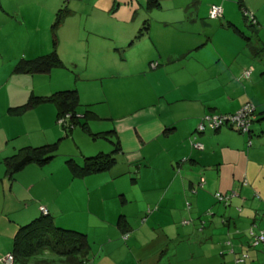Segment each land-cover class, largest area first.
<instances>
[{"label":"crops","instance_id":"0c3cea01","mask_svg":"<svg viewBox=\"0 0 264 264\" xmlns=\"http://www.w3.org/2000/svg\"><path fill=\"white\" fill-rule=\"evenodd\" d=\"M162 1L98 4L99 29L86 28L87 19L73 18L67 5L52 26L54 2L40 3L45 6L40 25L17 20V29L22 22L33 44L8 56L5 46L0 48V254L11 250L17 227L41 214L44 205L54 225L84 233V255L94 264H236L240 253H246L245 262L264 264V247L248 242L250 227L264 231V0L180 1L179 13L156 18L150 10L163 7ZM35 2L0 0V10L7 12V4L22 13L21 6L28 10ZM213 3L222 8L217 18L207 15ZM120 5L128 8L118 15ZM134 15L140 16L136 24ZM3 26L2 38L11 35ZM53 36L60 65L46 72L13 70L20 57L49 51ZM61 37L75 51H66ZM121 67L136 80L126 76V85H119ZM248 67L250 74L243 77ZM26 79L28 87L21 85ZM104 82L114 84L111 96ZM127 85H141L144 92L135 99L115 95ZM27 88L36 95L74 88L83 109L76 108L78 120L90 132L112 129L119 147L115 162L102 171L71 175L60 157L80 162L102 151V144L89 140L75 153L28 162L8 174L5 156L21 146L53 142L52 133L59 132L53 102L10 111L26 100ZM244 102L254 105L246 132L228 124L195 130L203 113H231ZM99 119L105 122L96 123ZM215 192L227 194V201ZM119 214L125 226L117 222ZM39 259L68 264L46 249L17 263Z\"/></svg>","mask_w":264,"mask_h":264},{"label":"trees","instance_id":"16d2710c","mask_svg":"<svg viewBox=\"0 0 264 264\" xmlns=\"http://www.w3.org/2000/svg\"><path fill=\"white\" fill-rule=\"evenodd\" d=\"M59 20L60 19L57 12L52 26L59 22ZM248 24L252 25L251 20ZM52 44V48L45 53L39 54L32 58L20 57L15 62L13 70L15 72L31 73L46 72L52 66L60 65L62 62L54 47V36L52 39ZM42 101H51L54 103L56 108V122L58 117L64 116V114L68 113V116L64 118L63 122H57L58 124H61L65 132L66 130L69 131V129H71V127L79 121V116L77 115L76 111L79 102L77 92L74 88L55 90L48 95H30L28 99H26L23 103L16 106H12L9 109L14 113H20L26 108L31 107L34 104H37L38 102ZM86 111L88 110H85L83 112L84 116L86 115ZM80 127L83 130L87 131L92 137H95V135H101L103 137L108 138V140L111 141L112 147L109 151H97L93 154L84 155L82 156L80 162H76L73 157H65L63 161L66 167L68 168L69 172L73 176H83L89 173L108 169L115 162V152L119 149L118 141H116L115 136L113 134L110 135L112 129L99 132H90L85 121H81ZM56 146V141L47 142L35 146H21L16 149L15 152L3 158L5 164V171L10 174L18 170L25 163L46 162L55 155ZM222 201L225 203L227 199L226 201ZM117 222L123 226L126 225V220L121 214L118 215ZM86 245L87 241L83 232L56 226L51 222V219L49 218L46 212H41V214H39L37 217L17 227L15 233L12 236L10 252L13 254V264H16L17 262H22L27 257L35 253L41 252L43 249L63 256L65 262H67L68 264H75L80 261L88 260V258L84 255L87 247ZM252 246H257L261 248L264 247V245L262 246L261 244H256ZM35 264H53V262L52 260L39 259L35 262Z\"/></svg>","mask_w":264,"mask_h":264},{"label":"rangeland","instance_id":"374dc122","mask_svg":"<svg viewBox=\"0 0 264 264\" xmlns=\"http://www.w3.org/2000/svg\"><path fill=\"white\" fill-rule=\"evenodd\" d=\"M32 1H37V2H35L36 5L33 4V5L28 6V10L26 8V5L21 6L20 10L22 11V13H19L18 10H12L13 8H11L10 5L7 6V4H5V6L8 7L7 12H3L0 10V23L4 24L2 30H5L6 32L11 34V35H7L4 38L0 37V48L2 50L1 45L5 46L4 51L6 53V56L13 55V52L17 51V50L21 51V50H29L30 49L31 44H33V40L31 39L28 41V39L26 38L27 33H26L25 27H24L22 22H20V26H21L20 30L21 31L17 29V25H16V24H18L17 20L26 21V22L29 20H31L33 22L36 21L40 25L41 24V16H42V13L44 12V9H45V6H44L45 4H47L49 6L50 2H54L52 4L53 9H56L58 7L54 11L53 21L57 15V12H58L59 19L60 18L62 19L63 14H65L66 5H67V7L73 11L72 14H74V16L71 15L73 18H78V19H84L85 18V19H87L85 21L86 28L91 27L93 29H99L100 23H98V19L96 18L97 15H100V13H99L100 7L98 6V4H107L110 0H32ZM180 1H182V2L187 1V3H188V2L193 1V0H163L162 3L164 6L159 7V8L153 7V9L150 10V14L154 17L156 16V18H159L158 15H163V17H165V15L166 16H172L174 14H177L180 12L179 9L177 8ZM232 1L235 2V0H232ZM11 3L13 4L12 1H11ZM40 3H42L44 5L42 6ZM56 3H60V4H58L56 6ZM127 8H128L127 5H120L118 15H121V13H125V10ZM236 9H237V7H236ZM112 12H114V9ZM237 12L238 11H236V13ZM207 15H208V8H207ZM43 16H45V15H43ZM134 17H135V15H134ZM138 17L140 18L139 15H137L135 18H133V20H132L133 24L138 23L137 22ZM4 20H5V22H4ZM53 21H52V23H53ZM5 24H6V26H5ZM80 25H82L81 21L78 23L77 27H79ZM105 25H108V24H106V23L103 24V26H105ZM35 38L38 39L39 37H35ZM60 45H62V47L66 51H69V52L75 51V49H73L74 44H72L69 41H66V39L63 40L62 37H61ZM82 46H84V42H82ZM124 55L126 58H129V56L131 55V52L126 51V53H124ZM138 55H139V53H138ZM119 72H121L123 74L120 77L121 82L119 83V85H126L127 77H128V79H135L136 80V75L128 74L127 68L121 67L119 69ZM29 84H30V80L26 79L21 85L28 87ZM97 84L98 83L96 82V85ZM104 85H105L106 93L109 92V94L111 96V89L113 88L114 84L112 83L111 85H107V82H104ZM143 88L144 87H142L141 85L134 86V87L128 86V85L122 86L121 88H119V90L116 91L117 94H115V95L121 96V97L126 96L128 98L135 99L136 96L139 94V98H140L141 94L144 92V91H142ZM20 89L23 91L22 88H20ZM30 89L31 88H29V89L27 88V90H26L27 93H24V94H26L25 99H28V97L30 95H36V93H34V92L31 93L29 91ZM45 104H51V101H46ZM113 105H116L118 107L119 102H115V103H113ZM100 106L102 108L101 104H100ZM77 108H78V110L79 109L81 110L82 106L79 105V106H77ZM99 121L105 122L104 119H99L98 121H96V123H98ZM80 126H81V121L80 122L78 121L77 123H75V125L71 129H69V131L73 130L72 134L69 133L66 135V134H64L65 130L63 129L61 124L57 123V127H58L59 132L57 133L54 131L52 133L53 141H55V140L58 141L57 146H56V154L53 156L54 158H57L62 153H65V154L75 153L76 151H78L77 150L78 145H79V147L84 149L85 147H87L89 140H91V143L95 142L97 144H102L103 145V147H101L102 151H108V149L109 150L111 149L112 144L107 139H105L103 136L100 135V136H97L95 138H92L89 134L85 133L86 131L85 130L83 131ZM66 133H68V130H66ZM92 140H94V141H92ZM64 157L65 156H61L60 158H62V160H63ZM44 164H51V163H44ZM44 166H46V165H44ZM47 168H49V167L46 166V169ZM127 178H128V176H125L124 179H121V182L124 180V182L122 184H124V185L127 184ZM121 182H120V184H121ZM16 264H19V263H16Z\"/></svg>","mask_w":264,"mask_h":264},{"label":"built area","instance_id":"2783aa9c","mask_svg":"<svg viewBox=\"0 0 264 264\" xmlns=\"http://www.w3.org/2000/svg\"><path fill=\"white\" fill-rule=\"evenodd\" d=\"M244 13H247L245 8L242 9ZM222 8L218 4H210L208 7V16L211 18H216L221 15ZM250 18L252 17L249 14ZM253 22V18L250 19ZM150 65H155V61H151ZM251 67L244 68L242 71V76L247 77L250 74ZM68 116V113L64 116L58 117L57 122H63L64 118ZM254 117V105L250 102H244L241 104L234 112L231 113H204L197 121L195 125V130L202 131L205 128L213 129L217 128L223 124H228L234 126L237 130L241 132H246L248 130L249 122ZM194 147L201 148L202 144L199 141L191 142ZM214 196L219 200H225L229 197L227 194L215 192ZM39 209L42 213L46 212L44 205H39ZM249 243L251 245L261 244L264 245V231L262 229L253 230L251 227L248 229ZM246 253H240L234 258L236 264H257L251 262H245ZM1 264H13V254L10 251L3 252L0 254ZM75 264H94L90 260H84L77 262Z\"/></svg>","mask_w":264,"mask_h":264}]
</instances>
